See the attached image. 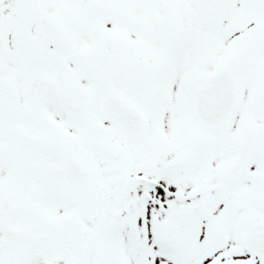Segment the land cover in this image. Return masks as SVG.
Segmentation results:
<instances>
[{
	"label": "snow or ice",
	"instance_id": "obj_1",
	"mask_svg": "<svg viewBox=\"0 0 264 264\" xmlns=\"http://www.w3.org/2000/svg\"><path fill=\"white\" fill-rule=\"evenodd\" d=\"M0 264H264V0H0Z\"/></svg>",
	"mask_w": 264,
	"mask_h": 264
}]
</instances>
